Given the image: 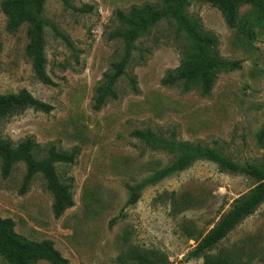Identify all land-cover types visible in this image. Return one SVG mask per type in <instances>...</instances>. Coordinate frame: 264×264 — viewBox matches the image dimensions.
Returning a JSON list of instances; mask_svg holds the SVG:
<instances>
[{
    "label": "rangeland",
    "instance_id": "1",
    "mask_svg": "<svg viewBox=\"0 0 264 264\" xmlns=\"http://www.w3.org/2000/svg\"><path fill=\"white\" fill-rule=\"evenodd\" d=\"M69 1L76 9H93L81 12L62 0L46 1L47 72L56 83L48 86L37 79L26 56L27 25L10 32L0 0V94L27 89L53 106L48 114L30 109L2 120L0 136L15 144L32 137L39 145L37 159L51 145L64 152L78 149L74 164L57 165L61 181L72 185L75 205L55 218L42 175L21 195L26 166L19 163L9 178L0 170V217L12 219L29 241L51 240L69 264H141L135 251L146 253L150 264H204V257L190 259L189 253L256 181L200 160L146 188L139 202L127 207V185L176 159L133 132L151 130L200 144L240 164L263 163L264 29L257 8L243 6L237 26L229 28L219 9L191 0L188 14L216 36L218 56L242 61L241 69L216 76L209 95L197 84L185 90L183 84L163 83L180 68L187 49L186 36L164 21L137 43L117 83L119 99L96 111V90L124 52L122 42L111 39L120 28L116 12L162 0ZM206 255L231 264H264V203ZM0 264L10 263L0 254Z\"/></svg>",
    "mask_w": 264,
    "mask_h": 264
},
{
    "label": "trees",
    "instance_id": "2",
    "mask_svg": "<svg viewBox=\"0 0 264 264\" xmlns=\"http://www.w3.org/2000/svg\"><path fill=\"white\" fill-rule=\"evenodd\" d=\"M46 1L3 0L1 7L7 16L10 32H16L21 26L27 25L28 45L25 52L37 79L45 85L56 86L47 72L46 27L48 22L44 18ZM62 1L66 6L81 12H91L93 9V7L76 9L69 0ZM196 1L209 3L219 9L229 28L237 26L243 6L253 5L262 18L264 29V0ZM190 5L191 0H162L159 4L147 3L142 6H133L128 12L122 10L116 12L120 28L111 34V39L120 40L124 52L120 59L112 64L111 71L106 74L104 82L97 88L94 110L100 111L108 101L119 99L117 83L126 74L134 52L137 50V43L164 21L173 23L187 40V49L181 66L176 72H170L164 78L165 85L183 84L185 90H190L197 84L203 95H209L219 73L233 72L242 68V61L223 60L218 56L216 52L218 39L214 34L204 30L200 19L189 16ZM1 52L0 43V54ZM131 86L135 92L138 91L135 78L131 79ZM30 109L48 114L52 112L53 106L36 99L27 89L17 93L0 94V123L4 119L22 115ZM133 136L154 149L176 155V159L142 181L127 185L130 193L127 207L137 204L146 188L190 168L200 160L213 162L225 172L247 175L256 181L255 187L234 200L231 210L197 243L188 257L190 259L204 257V264H231L229 259H215L207 256L206 252L225 240L241 222L255 213L264 203V161L261 164H240L216 149L200 144L177 142L174 138L159 136L151 130H136ZM38 147V143L32 137L15 144L10 139L0 136L1 174L4 178H9L16 164H25L26 174L20 188L21 195L29 191L37 175H42L47 190L53 196V214L55 218H60L68 209L74 207L75 201L72 185L61 181L57 165L74 164L79 150L64 152L59 151L56 145H51L46 156L37 159L35 152ZM116 221L117 219L113 223ZM135 252H137L135 259L141 264L152 262L146 253ZM0 254L10 264H34L39 260H47L51 264H69V260L56 249L51 240L33 242L23 238L17 233L16 224L10 218L0 217Z\"/></svg>",
    "mask_w": 264,
    "mask_h": 264
}]
</instances>
